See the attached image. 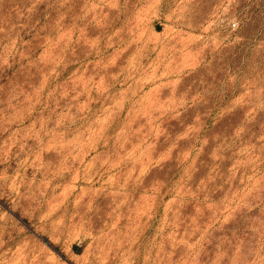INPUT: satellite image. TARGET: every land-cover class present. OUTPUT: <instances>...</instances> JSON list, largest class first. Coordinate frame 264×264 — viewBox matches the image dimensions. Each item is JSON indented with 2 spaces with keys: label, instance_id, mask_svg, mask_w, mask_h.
Listing matches in <instances>:
<instances>
[{
  "label": "rangeland",
  "instance_id": "rangeland-1",
  "mask_svg": "<svg viewBox=\"0 0 264 264\" xmlns=\"http://www.w3.org/2000/svg\"><path fill=\"white\" fill-rule=\"evenodd\" d=\"M0 264H264V0H0Z\"/></svg>",
  "mask_w": 264,
  "mask_h": 264
}]
</instances>
